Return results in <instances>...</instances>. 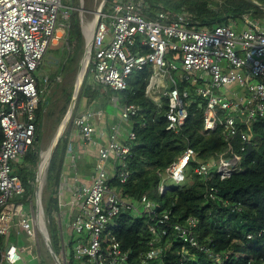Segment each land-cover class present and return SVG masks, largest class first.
Wrapping results in <instances>:
<instances>
[{
    "label": "built area",
    "instance_id": "2783aa9c",
    "mask_svg": "<svg viewBox=\"0 0 264 264\" xmlns=\"http://www.w3.org/2000/svg\"><path fill=\"white\" fill-rule=\"evenodd\" d=\"M100 1L94 13V20L98 19L90 36L85 73L94 85L123 92L134 73L148 69L151 75L146 94L150 99L158 87L156 77H165L168 81L160 85L162 88L155 100L160 107L162 99H166L167 131L177 133L189 116L187 104H197L203 111L204 131L221 127L228 139H240V151L245 152L247 145L252 144L254 123L264 118V20L244 17L242 29L238 22L231 20L212 29L194 30L187 14L169 16L159 12L147 17L142 0ZM61 11V0H0V128L3 134L0 236L5 241L2 264H18L25 255L39 259L35 253L40 232L35 193L23 201L25 187L15 173L14 164L35 143L36 111L46 101L49 79H45L47 86H38L34 73L57 37ZM82 24L84 35L87 26L85 21ZM174 72L182 74L179 82L174 79ZM181 84L186 85L183 91H180ZM140 111L136 105L124 104L120 120L125 122L137 117ZM102 116V112L78 113L72 118V129L81 140L90 142L93 121ZM126 136L127 142H123L117 129H112L108 144L98 149L91 184L76 188L73 198L78 210L66 225L71 238L63 246L66 255L61 259L62 264L70 263V253L78 261L87 258V263L78 264H128V254L108 229L123 212L149 214L156 206L145 196L133 201L121 193L120 186L130 176L126 160L135 133L130 128ZM71 148L70 145L68 154ZM194 155L193 149L187 148L171 164L166 172L169 182L175 185L183 182L184 171ZM240 160L241 155L233 152L229 158L219 157L216 170L220 178L229 177ZM210 171L208 163H198L195 169L203 178ZM169 186L162 183L160 192L164 193ZM209 191V198L214 200V188ZM52 217L62 222L61 214L55 212ZM151 221L150 231L157 237L140 264H148L162 255L163 249L154 245L160 236L167 234L169 227L182 242L202 249L196 233V218L187 219L185 225H170L169 212H163ZM15 231L16 235L24 233L33 242L22 247L8 242L9 235Z\"/></svg>",
    "mask_w": 264,
    "mask_h": 264
},
{
    "label": "trees",
    "instance_id": "16d2710c",
    "mask_svg": "<svg viewBox=\"0 0 264 264\" xmlns=\"http://www.w3.org/2000/svg\"><path fill=\"white\" fill-rule=\"evenodd\" d=\"M142 1L146 4L144 12L147 17L159 12L169 16L187 14L191 18L190 27L194 30L212 29L231 20L243 23L244 17L264 20V10L245 0ZM255 1L264 6V0ZM61 6L68 15L67 48L62 58L73 69L84 49L79 0H61ZM150 75L148 69L134 73L125 91H108L118 98L120 104H133L141 110L137 117L129 120L135 140L129 143L130 155L126 167L130 176L127 183L120 186L121 193L133 201L145 196L157 207L156 211L139 216L123 212L110 225L108 230L120 242L123 252L128 254V264H140L150 250L152 241L157 237L150 231L151 220L163 212H169L170 225H185L187 219L196 218V233L202 249L182 242L169 227L167 234L160 236L154 245L163 249L162 255L148 264H264V118L253 125L251 141L254 150L247 157H244L246 151H240L242 142L238 137L228 139L221 127L205 132L202 109L197 104L188 105V101L189 116L184 125L177 133L167 131L166 99H162L159 107L145 91ZM185 88L186 85L181 84L180 91ZM71 94L70 90L68 102ZM101 96L98 88H93L90 82L82 85L80 99H84L88 105L105 106L106 102L101 100ZM48 104L50 106V99L46 96V101L36 111L37 139L42 115ZM2 139L0 128V144ZM67 143L65 134L50 159L45 178L49 197L43 205L51 244L59 258V236L52 215L58 208L57 194ZM187 148L193 149L195 155L184 171L183 182L161 193L160 185L169 182L167 169ZM232 152L241 155V160L229 177L221 179L216 170L217 161L219 157L229 158ZM38 158L39 154L30 149L23 164L15 166V173L18 171L25 187L23 201L34 194ZM198 163L211 165L207 178L195 173ZM113 180L117 183L115 178ZM210 188L215 190L214 200L209 198ZM158 232L161 233V229ZM12 237L9 236V242H13ZM4 243L0 236V264ZM69 261V264L87 263V258L78 261L70 253ZM37 264L45 263L41 260Z\"/></svg>",
    "mask_w": 264,
    "mask_h": 264
},
{
    "label": "crops",
    "instance_id": "0c3cea01",
    "mask_svg": "<svg viewBox=\"0 0 264 264\" xmlns=\"http://www.w3.org/2000/svg\"><path fill=\"white\" fill-rule=\"evenodd\" d=\"M243 25H244L243 23H239V28L242 29ZM57 63L59 64V61ZM58 79L60 81V78ZM155 81L156 84L158 85L157 90L153 91L154 93L153 96L150 95V97L153 98L152 99L153 102H155V100H158L157 98L159 96L158 92L162 88L161 86L167 84L168 82L165 77H161V76H157ZM88 82L91 83L93 88H98V90L102 95L101 100L106 102V105L105 106L88 105L86 101L84 102V99L83 100L81 99L80 103L78 104V108L76 109L75 115L87 110H90L92 112L103 113V116L101 117L100 120L93 121L94 133L90 142L81 140L75 134L76 132L74 131V128L70 129V131L67 133V142H68L67 151L70 145L72 148L69 154L66 151L64 163L62 166L61 176H60L61 183L59 182V187H58L59 189L57 194L58 208L56 211H53V214H55L56 212L62 215L61 223L58 222L57 219L54 220L55 227L58 231V236H59V243L61 249L60 256L63 255L64 252L63 246L68 244L71 238V234L66 229V225L69 223V220L76 215L78 210L77 204L73 198L76 188H79L82 185L91 184L92 176L94 173L93 166L98 156V149L99 147L108 144L109 135L112 134V129L116 128L120 140L123 142H127L126 133L131 128L129 120L125 122H122L120 120V111L122 109L123 104H120L118 98L114 96L112 93L108 92L107 90L105 91L101 87L95 86L91 77H89ZM22 164L23 162H17L14 165L21 166ZM110 164L112 166V159H110ZM44 179L42 180L41 191H42ZM45 184H46V180H45ZM33 186L36 191V183H34ZM48 197H49V193H48ZM41 205H42V197H41ZM16 234L17 232L15 231V234L14 232H12L9 235V236L11 235L14 236V241L10 243H14L22 247L30 242H33V240L28 238L24 233L20 235H16ZM8 242H9V237H8ZM37 261L39 262L40 259H33L29 255H25L18 264H37L38 263Z\"/></svg>",
    "mask_w": 264,
    "mask_h": 264
},
{
    "label": "rangeland",
    "instance_id": "374dc122",
    "mask_svg": "<svg viewBox=\"0 0 264 264\" xmlns=\"http://www.w3.org/2000/svg\"><path fill=\"white\" fill-rule=\"evenodd\" d=\"M100 0H82V6H83V11H82V18L83 21H85L86 26L93 23L94 20V11L97 9L98 5L100 4ZM80 0H79V8H80ZM107 9V7H106ZM105 9V11H106ZM66 16L67 13H65L63 10L60 13V17L57 23V27H56V38L54 39L53 43L50 44V46L48 47V51L45 55V58L42 62V65L40 66V68L38 69V71H36L34 73V76L36 77V81L38 86H47V82L45 81L46 77L50 79V81L48 82V86L46 89V96L49 97L50 99V106L49 104L47 105V109L44 111L43 115H42V119H41V126L39 129V139L37 142L34 143V145L31 147L32 150H34L36 153L39 154L38 158V162L36 164V174L38 172L41 160L43 159V156L45 155V153L49 150V148L51 147V144L55 138L57 129L59 127V124L61 121H59L60 119L62 120L63 117L65 116L70 101L68 102V92L71 90L73 93L74 87L76 85V79L78 76V64L81 60V57L77 58V63L76 65L73 67V69H70L68 67V65H66L63 62V51L66 50L67 48V39H66V33H67V21H66ZM80 20V19H79ZM81 27V24H80ZM61 59V63L59 62V64L55 63V60H60ZM178 66L180 67V65L178 64ZM181 73L178 72H174L173 73V77L175 80H177L178 82L181 79ZM89 74H85V77L83 79V83L88 82L89 80ZM57 78H60V81L57 80ZM82 85L80 88V91L78 93L77 96V100H76V105L75 108L73 110L72 113V117L70 118L69 122L66 125V128L63 132V135L67 134L70 129H72V118L75 116L76 113V109L78 108V104L80 103L81 99H80V92L82 89ZM72 96V94H71ZM71 99V98H70ZM51 113V115L49 116L48 113ZM62 135V136H63ZM34 147V148H33ZM24 157L25 156H21L19 158V162H24ZM19 166V165H17ZM46 178V175H45ZM168 185H170L169 187H173L176 186L175 183L173 182H167ZM46 184H45V179L43 182V186H42V191H41V197H42V205H44V201L47 199L48 197V193L46 191ZM34 193H35V188H34ZM34 197V194H33ZM141 207V206H139ZM133 216H139L137 213H132ZM53 219L55 220V217H53ZM45 222H46V228L48 225V219L45 216ZM48 231V229H47ZM49 234V232H48ZM58 234V231H57ZM14 237V236H13ZM12 237V240L14 241ZM35 253L37 252L39 254V259L40 261L42 260V263L45 264H55V262L52 260V258L50 257L46 246L43 242V238L41 233H38V236L36 238V242H35ZM66 254L63 253V255L60 256V261L61 259H64V256Z\"/></svg>",
    "mask_w": 264,
    "mask_h": 264
},
{
    "label": "water",
    "instance_id": "95a60500",
    "mask_svg": "<svg viewBox=\"0 0 264 264\" xmlns=\"http://www.w3.org/2000/svg\"><path fill=\"white\" fill-rule=\"evenodd\" d=\"M255 6H257L258 8L264 10V6L262 4H259L258 2H256L255 0H245ZM81 4H80V8H79V17H80V24L81 26L83 25V18H82V11H83V6H82V0H80ZM98 12V11H97ZM97 17L95 18V20L93 21V27L95 26L96 24V21H97ZM83 35V33H82ZM83 38H84V49H83V54H82V57H81V60L78 64V73L81 69V65L82 63L84 62V75H83V78H82V81H81V84L79 86V89H78V92L76 93L75 91V87H74V90H73V93H72V96H71V99H70V104H69V107H68V110L65 114V116L63 117V119L61 120L60 124H59V127L57 129V132H56V135H55V138L51 144V147L49 148L48 150V158L46 160V163L44 165V168L42 169V172L41 174L40 173V166H39V169H38V172H37V177H36V191H35V201H36V208H37V214H38V220H39V227H40V232H41V235H42V238H43V242L46 246V249L50 255V257L52 258V260L55 262V264H62L60 259L58 258V256L56 255V253L54 252L53 250V247H52V244H51V240H50V237H49V234H48V231H47V228H46V224H45V215H44V212H43V208H42V205H41V185H42V180L44 179V176L46 175V172H47V169H48V166H49V163H50V159L63 135V132L66 128V125L67 123L69 122L71 116H72V113H73V110L75 108V104H76V100H77V96H78V93L80 91V88H81V85L83 83V79L85 77V73L87 71V67H88V63H89V58H88V51H89V45H90V37H86V33L83 35ZM57 63L58 60H55ZM77 73V74H78ZM38 139L36 138L35 141H37ZM254 150L253 148V145L252 144H248L247 145V149H246V152L244 154V157H247L252 151ZM42 163V161H41ZM40 163V164H41ZM220 174V173H218ZM157 210V207L155 208L154 211Z\"/></svg>",
    "mask_w": 264,
    "mask_h": 264
},
{
    "label": "bare ground",
    "instance_id": "6f19581e",
    "mask_svg": "<svg viewBox=\"0 0 264 264\" xmlns=\"http://www.w3.org/2000/svg\"><path fill=\"white\" fill-rule=\"evenodd\" d=\"M96 11V10H95ZM94 11V12H95ZM244 20V19H243ZM92 31H93V23H91V24H89V25H87V31H86V37L88 38V37H90L91 36V34H92ZM84 62H85V60H84ZM84 62L82 63V65H81V69H80V71H79V73H78V76H77V79H76V85H75V91H76V93L78 92V89H79V86H80V84H81V81H82V78H83V75H84V72H85V70H84ZM106 91V90H105ZM145 91H146V89H145ZM87 111H90V110H87ZM36 142V141H35ZM34 148V147H33ZM47 158H48V151L45 153V155L43 156V159H42V163L40 164V173L39 174H41V172H42V169L44 168V165H45V163H46V160H47ZM15 166V165H14ZM17 173H18V171H16ZM16 173V174H17ZM47 174V173H46ZM18 175V174H17ZM19 176V175H18ZM61 183V182H60ZM251 237V236H250ZM32 260V259H31ZM38 262V261H37ZM40 262V261H39Z\"/></svg>",
    "mask_w": 264,
    "mask_h": 264
}]
</instances>
